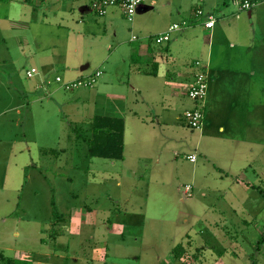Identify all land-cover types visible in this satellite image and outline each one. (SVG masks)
I'll use <instances>...</instances> for the list:
<instances>
[{"label":"rangeland","instance_id":"rangeland-1","mask_svg":"<svg viewBox=\"0 0 264 264\" xmlns=\"http://www.w3.org/2000/svg\"><path fill=\"white\" fill-rule=\"evenodd\" d=\"M180 1L173 0L171 5L174 9L172 23L183 25V21L187 20L183 31L189 29V36L176 43L174 34L178 32H174L171 34V43L166 42L156 47L162 50L169 45L174 46L173 51L178 61L169 66L172 78L180 76L181 70L189 68L197 60L206 58L204 54L210 46L207 40L206 44L202 43V36H211L213 51L218 44L221 45L220 50L223 47L228 49L230 45L236 46L240 32L242 37L246 32L253 33V21L249 18V12L241 11L235 1L224 8L221 5L222 0H183L181 9L178 6ZM262 5L264 0H261L257 7ZM165 6L167 2L161 9ZM216 6L217 10L214 9ZM33 9V4L25 0H0V253L4 258L12 260L15 252L22 250L28 254L27 259L22 260L30 261V264H137L134 259L137 254L142 256L138 264H159L155 255L160 256L162 264H174L176 258H168L167 255L171 253L174 243L186 246V241H182L184 235L190 233V238L197 242L203 237L208 245L218 248L228 246L231 250L229 253H236V257L233 254L232 257L230 254L223 257L219 264H264V242L260 244L261 251L256 250L257 244L264 239V123L259 130V138L256 137L261 145L237 142L228 146L229 149L233 148V157L237 158L236 169L225 171L221 185L223 190L227 188L229 192L218 193L210 190L205 197L198 193L190 202V196L184 194L185 185L181 187L179 194L174 189L171 191L169 187L163 188L159 185L138 189L129 185V180H125L123 186L118 187L117 182L121 181L124 175L122 167L125 164L91 158L88 154L87 138H76L77 134L73 128L81 127V133L86 135L88 132L86 136L89 137L91 125L89 127V124L84 123L85 125L81 124L82 127L75 124L77 117L71 114L68 108L58 105L60 101H55V97L38 100L40 93L36 94L35 89L42 75L38 60L41 52L33 42L35 29H31L32 33L23 30L24 22L30 17L29 11ZM199 9L205 12L204 16H197ZM209 14H213L216 19L213 31L205 30ZM163 15L169 18L165 15V10L160 8L158 12L151 14L152 18L161 19V26L166 21ZM192 17L200 19L193 28L190 26ZM140 38L142 39L141 35ZM220 50L215 54L214 49L213 56L217 62L221 58ZM55 51L56 47L51 46L47 52ZM44 58L48 60V56ZM125 67L115 71L113 64H110V73L107 75L109 82L105 84L112 85L110 81L113 80L119 83L120 79L124 84H130V80L132 79V82L134 78H131L128 66ZM34 68L38 73L29 78L28 72ZM95 68L93 64L90 70ZM104 70H107L106 65L101 69L102 75ZM102 79L104 75L97 85ZM149 80L150 83L156 81L153 82L155 85L157 81L162 83L160 79ZM112 86L114 93L128 94L127 85L125 89L120 88V84ZM158 88L160 90V86ZM145 92L148 94L144 89ZM64 95L69 96L68 93ZM185 101L187 107L192 106L190 99L177 102L183 105ZM124 102L126 101L103 98L98 107L108 109L109 105L115 103L118 106L128 104ZM184 108L186 107L183 105ZM81 110L82 118H86L94 107L86 104ZM195 131L197 132L194 133H199V130ZM132 147L134 146L128 144V162L132 160L134 153ZM139 152L140 150L135 149V160L139 165L146 164L138 156ZM165 156L168 158L165 160L164 157L162 161L164 170L161 177L164 182H171L175 176L182 174L185 160L181 155L178 162L182 164L178 167L173 163L176 158L172 151H166ZM199 157L203 161V157ZM211 165L214 166V178L209 181L218 183V165ZM241 172L248 176V183L237 181V174ZM235 182L240 186L233 184ZM241 187L244 194L239 193L242 191ZM126 196L133 197L134 201L129 206L138 211V219L146 222L143 241L150 239L144 242H135L133 239L118 242L117 244L122 246H111L110 255L106 259L105 249L99 246V241L103 238L115 240L117 237L114 234L118 232V226H114L112 234L106 231L102 222L108 218V213L120 214L123 209L131 210L124 202ZM182 198L186 199L185 202ZM88 208L92 209L85 213L88 224L81 226L79 211ZM221 212L225 216L224 222L225 219L231 222V218L232 221H237L238 225L224 227L227 235L218 233L219 242L213 243L209 237L215 227L208 223L213 224L212 220L219 222L223 217L219 214ZM236 212L238 218L234 217ZM183 217L189 219L188 225L184 224ZM179 218H182L178 221L180 223L174 224ZM120 219H124V215ZM51 229L62 231V235L53 240L56 231ZM151 230H155L156 235H153ZM59 231L57 233L60 234ZM15 232L19 235H14ZM226 236L229 242H226ZM201 245L203 243L198 242L197 246ZM111 252L118 255V259H114ZM210 255V259L199 264H210L208 261L218 258ZM125 256L130 257L124 258ZM180 260H188L186 264H198L187 258ZM0 263L2 264V261Z\"/></svg>","mask_w":264,"mask_h":264},{"label":"crops","instance_id":"crops-1","mask_svg":"<svg viewBox=\"0 0 264 264\" xmlns=\"http://www.w3.org/2000/svg\"><path fill=\"white\" fill-rule=\"evenodd\" d=\"M25 2L32 3L34 9L29 11L30 17L24 22L23 30L32 33L31 29H35L33 42L41 52L38 60L42 75L39 77L35 89L36 94L40 93L38 100L55 97V101H60L58 105L68 108L69 112L77 117L75 118L77 122L74 123L79 126L87 123L90 127L96 116L124 120V158L117 162H123L125 165L122 167L124 175L121 181L117 182L118 187H122L125 180H129V185L138 189L159 185L163 188L169 187L171 191L174 189L179 194L181 187L185 185V194L186 188L190 186L192 188L190 202L198 193L205 197L207 193H210V190L218 193L229 192L227 188L223 190L221 185L224 181L225 171L236 169L237 158L233 157V148L229 149L228 146H233L237 142L261 145V142L256 140V137L259 138V130L264 123V5L257 7L261 1L251 11H246L251 13L248 15L253 21V33L246 32L242 37L240 32L239 42L236 46L230 45L228 49L223 47L220 50L221 45L218 44V48L215 45V54L219 53V50L221 51V58L218 62L213 56L214 49L213 51L211 49V36L201 37L204 41L202 43L206 44L207 40L210 47L204 54L206 58L196 61H201L209 75L208 95L200 105L187 95L188 89L195 82V75L200 71L196 62L189 68L181 70L180 76L172 78L169 66L175 65L178 61L173 51L174 46L169 45L167 48L159 50L156 47L164 43L157 44L153 40L156 36L166 34L172 25L179 24L178 22L172 23L174 9L171 5H173V0H146L137 10L132 21L127 18L119 6L108 8L106 14L100 16L91 9L92 0H47L40 4ZM166 2L167 6L161 9ZM230 4L231 2L227 4L225 0H222L221 5L227 8ZM178 6L180 9L182 8L183 0ZM159 8L165 10V15L169 16L168 18L163 15L166 21L162 26L159 17L152 18L151 16L152 13L158 12ZM214 9L217 10L218 6ZM199 20L197 17H192L190 26L193 28ZM185 21L187 20L183 22ZM215 27L216 24L213 29ZM213 29L205 27L206 31H213ZM176 32L178 33L174 35H176V43H178L182 38L188 37L187 32L190 31L189 29L183 31L182 28ZM171 41L172 37L167 43H171ZM51 46L56 47V51L53 53L47 52ZM202 48L201 55L203 54ZM42 54L47 55L42 56ZM47 56L48 60L44 58ZM93 64L96 68L91 71ZM110 64H113L115 71L122 69V66H128L130 76L134 78L132 82V79L130 80V84H124L121 79L119 83L115 80L110 81L112 85L120 84L122 89H125V85H127V95L114 93L111 90L113 86L105 84V82H109L107 75L110 73ZM104 65L107 67L103 73L104 79L91 88L67 91L62 88L61 83L57 82V78H61L62 82H72L87 77L96 71H101ZM37 73L38 71L35 74ZM116 74L120 78L119 74ZM149 79H160L162 83L157 81L155 85L153 82L156 81L150 83ZM154 85L155 87H153ZM144 89L148 94L144 93ZM64 93H68L69 96L67 97ZM103 98H107V100L110 98L119 99L128 102V104L118 106L115 103L109 105L108 109L99 108L98 103ZM184 99H190L192 106L187 107L188 104L185 101L183 105L186 108L183 109V105L177 101ZM126 102L124 103L126 104ZM86 104L92 105L94 110L88 113V117L82 118L81 107ZM197 106H202L205 110V123L197 133L198 135L194 133L197 131L187 127L183 120L185 111ZM77 129L82 130L81 127H77ZM86 135L82 133L81 139H90L91 133L89 137ZM76 138L78 140V135ZM128 144L134 146L132 147L134 153L135 149L140 150L138 156L146 164L139 165L134 158V156L136 157L134 153L131 157L132 160L126 161L128 159ZM166 151H172V155L176 158L173 163L178 167L182 164L178 162L181 155L185 160L182 165V174L175 176L171 182H164L161 177L164 170L162 161L166 157ZM225 151L227 152L225 153ZM189 155H196L197 161L190 162L187 158ZM199 156L203 157V161L199 159ZM215 163L219 168L217 171L219 173L216 176L218 183L209 181L214 178V166L212 167L211 164ZM210 165L212 170L209 168ZM237 175H239L237 181L249 182L248 176L243 172ZM233 184L240 186L238 182ZM239 193L244 194V189L242 188ZM185 200L182 198L183 202ZM133 201V197L126 196L124 202L131 210L123 209L120 214L108 213L106 216L108 218L102 222L108 233L113 234L114 226H118V232L114 234L117 237L115 240L103 238L101 242L99 241V246H103L105 249L106 259L110 255V247L120 245L117 244L118 242L129 241V239L136 240L135 242H144L150 239L146 238L144 241L142 239L145 234L143 228L146 222L138 219V211L129 206ZM91 210L88 208L79 211L78 219L81 226L88 224L85 213ZM219 214L223 216L219 222L212 220L213 224L208 223L215 227L209 237L213 243L219 242L218 233L227 235L224 227L238 225L237 221L234 222L231 218H229L231 222L227 219L224 222V213ZM122 215H124V219H120ZM237 216L236 212L234 217ZM17 218L19 219V215ZM183 218L184 224L188 225L189 219ZM181 219H176L174 224L175 222L180 223L178 221ZM6 220L4 219V221ZM151 231L153 235H156L155 230ZM199 232L201 235L203 234L202 230ZM14 235L18 236L19 233L15 232ZM189 235L190 233H186L182 241V243L186 241V246L174 243L171 253L167 255L168 258H176L174 264H186L188 261H181L180 258H187L189 261L192 258L191 261L199 264L201 261L210 259V254L211 257L218 258L208 262L219 264L222 262L221 259L229 254L231 257L232 254L234 257L237 256L234 251L229 253L231 250L228 246L218 248L208 245L203 237L198 240L203 245L197 246L198 242L191 239ZM226 242H229L228 237ZM111 254L113 255L112 252ZM27 255L22 250H18L12 260H22L28 257ZM116 256L118 255H113V258L118 259ZM126 257L130 256L124 258ZM141 257L137 254L134 257L137 264ZM155 257L159 264H162L160 256L155 255ZM30 263L28 261V264ZM122 264L127 263L123 262Z\"/></svg>","mask_w":264,"mask_h":264},{"label":"built area","instance_id":"built-area-1","mask_svg":"<svg viewBox=\"0 0 264 264\" xmlns=\"http://www.w3.org/2000/svg\"><path fill=\"white\" fill-rule=\"evenodd\" d=\"M25 1H30L40 4L46 2L47 0H25ZM233 1L237 2L241 11H251L261 0H233ZM145 2L146 0H92L91 9L100 16H103L106 14L108 8L119 6L124 11L127 18L132 21L136 15L137 10ZM196 13L198 17L205 15V12L201 9L197 10ZM215 24H216V19L214 15L209 14L207 16L205 27L207 29H213ZM186 25H187L186 22H184L183 25H179V24L172 25L166 34L154 37L155 42L157 44H163L165 42L170 41L171 34L173 32L181 30L182 28H185ZM196 66L200 68V71L195 75V82L188 89L187 95L192 101L200 105L206 100L208 95L209 75L205 66H203L201 62L199 61L196 62ZM35 73L36 70L33 69L31 72L28 73V77L30 78L33 77ZM101 75H102L101 71H96L95 73L87 77L80 78L72 82H62L61 78H57V82L61 83L62 88L67 91L80 89V88H91L97 83ZM183 120L186 126L189 127L190 129L201 130L205 123L204 108L202 106H197L193 109L185 111L183 115ZM187 158L192 163H195L197 161L196 155H189ZM191 190L192 188L188 186L186 188L185 195L190 196Z\"/></svg>","mask_w":264,"mask_h":264},{"label":"trees","instance_id":"trees-1","mask_svg":"<svg viewBox=\"0 0 264 264\" xmlns=\"http://www.w3.org/2000/svg\"><path fill=\"white\" fill-rule=\"evenodd\" d=\"M227 4L233 0H225ZM155 42V39H153ZM124 129L125 122L120 118L96 116L91 123V137L88 141V154L91 158H99L110 161H121L124 158ZM74 132L81 138V130L73 128ZM83 137V136H82ZM55 225V224H54ZM56 231L53 240H57L62 235V231ZM57 231L60 232L57 233ZM264 239L257 244V252L261 251L260 244ZM0 261L2 264H28L26 260H10L4 258L0 253ZM254 264V262H253Z\"/></svg>","mask_w":264,"mask_h":264},{"label":"water","instance_id":"water-1","mask_svg":"<svg viewBox=\"0 0 264 264\" xmlns=\"http://www.w3.org/2000/svg\"><path fill=\"white\" fill-rule=\"evenodd\" d=\"M249 14H251V13H249Z\"/></svg>","mask_w":264,"mask_h":264}]
</instances>
